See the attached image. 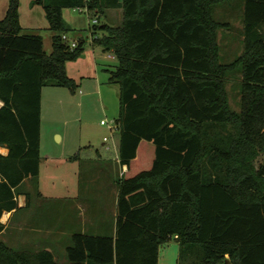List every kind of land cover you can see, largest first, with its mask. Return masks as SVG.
Listing matches in <instances>:
<instances>
[{"label":"trees","instance_id":"obj_1","mask_svg":"<svg viewBox=\"0 0 264 264\" xmlns=\"http://www.w3.org/2000/svg\"><path fill=\"white\" fill-rule=\"evenodd\" d=\"M228 1L34 0L52 33L46 53L38 31L21 27L19 0H8L0 19V219L17 210L23 180L37 187L42 89H77L65 64L82 56L86 40L72 38L62 10L86 8L100 20L121 9L120 25L89 27L115 59L107 83L119 88L114 122L126 170L113 181L115 230L73 234L68 264H158L159 247L172 239L177 264H264V0H242V53L222 63L218 31L229 23L215 9ZM235 70L238 111L225 87ZM40 263L57 264L49 251H18L0 239V264Z\"/></svg>","mask_w":264,"mask_h":264},{"label":"crops","instance_id":"obj_2","mask_svg":"<svg viewBox=\"0 0 264 264\" xmlns=\"http://www.w3.org/2000/svg\"><path fill=\"white\" fill-rule=\"evenodd\" d=\"M32 1L25 0V4L28 3L26 15L30 19H33L32 17L36 15L45 18L42 6L29 5ZM228 3L236 5L239 19H241L243 1L229 0ZM7 5L8 0H0V19L5 16ZM22 5V0H19L18 10L21 27L36 31L42 30L43 27L31 24L32 22L27 24V26L22 24ZM71 11L78 12L75 9L64 8L62 10V17L74 31V34L77 37H82L80 34L78 35L79 32L77 31L84 28L65 16V12ZM116 13L120 15L117 22H121V9H106L104 15L98 20V23L116 25V23L114 24V15ZM84 14L89 18L88 13ZM90 26L91 22L86 27L89 31V46H86L81 57L67 62L65 70L67 76L77 84L76 91L78 90L79 100L87 101L95 96L99 99L102 110L107 111V105L103 103V96H107L108 91L111 90L107 88V86L111 85L107 83L109 77L108 69L112 66L113 62L115 63V59L114 57H110V53H104L99 45L92 42L90 38ZM240 35L241 39H243L242 31ZM110 60L113 61L112 64L109 63ZM43 90L41 91V122L43 117ZM1 105L2 102L0 101ZM115 130L117 131V128ZM52 136L57 138V144L59 145L66 139V135L60 134L56 130L53 131ZM82 143L85 142L79 139L73 150L65 152L62 149L58 157H54L51 151H48L45 160L40 155L37 187L33 185L29 178H26L20 184L19 189L21 194H18L16 197L17 210L3 212L0 219V222L5 227L0 236L5 234L7 229L9 231L8 239H0L7 243L10 248L27 252L49 251L53 261L57 264H68L66 248L71 244L73 234H114L116 189L113 186V181L126 170V166H122L118 162V141L112 140L111 143H102V150L97 149L94 155L91 152L90 145L84 144L81 146ZM41 146L42 123L40 127V151ZM0 150H4L0 151L3 155L7 153L6 148L0 147ZM109 153L113 154V159L117 166V174H115V169L111 168V164L104 159ZM74 155H78V159H71ZM59 167L64 168V174L61 175L62 178L60 179L61 186L66 185V180L70 181L72 179L77 182L76 186L64 188L63 191L60 189L62 192L57 194H51L49 191L52 190H47V188L44 191L43 188L45 186L42 187L41 179L43 171L48 170L50 174H55ZM83 181H85L84 186L82 184ZM27 193L30 198L26 206ZM2 218H5V221ZM158 264H160L159 254Z\"/></svg>","mask_w":264,"mask_h":264},{"label":"rangeland","instance_id":"obj_3","mask_svg":"<svg viewBox=\"0 0 264 264\" xmlns=\"http://www.w3.org/2000/svg\"><path fill=\"white\" fill-rule=\"evenodd\" d=\"M34 1V0H33ZM32 1V2H33ZM22 24L27 26V24H36L38 27H43L38 33L43 38V47L46 53L51 52V36L52 33L47 29L48 23L46 18L32 17L30 19L27 15L28 3L25 4V0H22ZM30 2L29 5L35 6ZM65 16L77 25L83 27L84 29H78V35L80 34L85 40V48L89 46V31L87 30L88 23H90L89 18L82 12H65ZM119 14L114 15L113 26L120 25L121 22H117L119 19ZM215 18L218 21L229 23L228 27H224L218 31V45H219V56L222 63H230L234 61L242 53V39H241V29L242 22L239 19L237 13V7L233 3L221 4L215 9ZM122 20V19H121ZM74 35L72 38H76ZM113 61L110 60V64ZM114 64V62H113ZM112 64V65H113ZM240 86H241V75L239 70H235L228 74L226 79V93L229 101V106L231 110H239V99H240ZM108 91L107 96H103V103L107 105V111L102 110V105L99 99L93 96L90 100L82 101L79 100L78 90L75 93H70L68 89L63 87H45L43 88V117H42V146L40 155L41 158L45 160L48 151L53 152L54 157H58L61 150L68 152L73 150V147L77 145L79 139L85 142L82 143L90 145L91 152L102 150V143H111L112 140L118 141V133L116 130H110L109 126L112 125L114 119L117 118L118 114V96L119 88L116 84H111L107 86ZM55 113V115H54ZM104 121L105 124H101L100 121ZM56 130L58 133L66 135V139L62 144H57V138L52 136L53 131ZM81 132V133H80ZM103 137L107 138V142L103 141ZM88 138V139H87ZM89 140V142H88ZM87 141V142H86ZM75 148V147H74ZM87 149V148H82ZM81 149V150H82ZM4 151V150H0ZM73 152V151H72ZM106 162L111 164V168L115 169L116 164L113 159V154H107ZM264 159V154L258 158V162ZM44 162V161H43ZM45 165V162H44ZM136 168V166H134ZM64 174V168L59 167L57 173H52L43 171L42 175V187L45 191H49L51 194H57L62 192L71 186H76L75 180H66V185L61 186L60 179L61 175ZM83 181V186H84ZM48 186V187H47ZM55 188V190H53ZM62 191H61V190ZM46 190V191H47ZM5 218H2L3 221ZM9 231L6 230L5 234L1 235V239H8ZM179 253L178 243L172 239L171 241L163 244L159 248L160 264H177V258Z\"/></svg>","mask_w":264,"mask_h":264},{"label":"built area","instance_id":"obj_4","mask_svg":"<svg viewBox=\"0 0 264 264\" xmlns=\"http://www.w3.org/2000/svg\"><path fill=\"white\" fill-rule=\"evenodd\" d=\"M75 10H77L78 12H82V13H88L86 8H77V9H75ZM90 22H91V25H95V24L98 23V20H97V18L94 17V18H92V19L90 20ZM62 39H63L64 41H68L69 44H70V47H74V46L76 45V40H75V39H71V38H69L67 35H62ZM110 57H113V56L110 55ZM100 123H101V124H105L104 121H101ZM109 128H110V130H115V128H116L115 122H113L112 125L109 126ZM103 140L106 141L107 138L104 137Z\"/></svg>","mask_w":264,"mask_h":264},{"label":"water","instance_id":"obj_5","mask_svg":"<svg viewBox=\"0 0 264 264\" xmlns=\"http://www.w3.org/2000/svg\"><path fill=\"white\" fill-rule=\"evenodd\" d=\"M227 261V260H226Z\"/></svg>","mask_w":264,"mask_h":264}]
</instances>
